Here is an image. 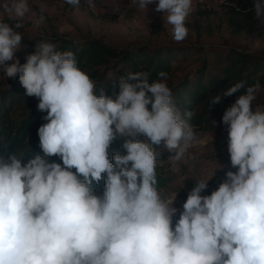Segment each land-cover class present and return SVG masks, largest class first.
<instances>
[{
    "label": "clouds",
    "instance_id": "obj_1",
    "mask_svg": "<svg viewBox=\"0 0 264 264\" xmlns=\"http://www.w3.org/2000/svg\"><path fill=\"white\" fill-rule=\"evenodd\" d=\"M66 3L78 7L80 0ZM132 3L147 12L155 3L172 26V39L187 38L193 0ZM43 11L33 12L29 0H0V12L14 21L0 20V71L18 77L25 95L37 98V109L46 113L38 128L43 155L22 163L23 156L0 154V264H264L260 82L241 80L211 98L213 106L241 92L221 118L236 171H226L210 195H202L207 181L196 182L177 209L157 187L154 146L175 164L214 137L202 138L193 113L177 107L164 71L151 82L146 71L129 72L119 79L118 93L106 95L72 51L51 42L36 43L21 63L20 30L30 19L38 31ZM254 11L264 28V0H254ZM118 138L126 154L113 152L110 160ZM102 180L97 193L94 185Z\"/></svg>",
    "mask_w": 264,
    "mask_h": 264
},
{
    "label": "rangeland",
    "instance_id": "obj_2",
    "mask_svg": "<svg viewBox=\"0 0 264 264\" xmlns=\"http://www.w3.org/2000/svg\"><path fill=\"white\" fill-rule=\"evenodd\" d=\"M226 1L228 0H193L194 11L185 22L188 36L184 41L177 43L172 39V26L167 23L164 13L154 10L155 3L148 6L147 12V9L139 10L132 0H80L78 7L69 5L66 0H29L33 12L37 15L41 14V8L44 9L42 14L45 16V22L37 31L32 27L30 19L25 20V28L20 30L24 33L22 44L25 48L16 55L21 63L26 62L25 55L33 52L36 43L42 40L55 44L57 50L61 51L58 49L60 39L75 43L99 40L119 50L142 46L150 49L179 47L182 48L181 51L174 52L171 62L173 74L170 84L174 85L184 77L190 79L194 71L201 66L204 55L212 73L216 72L213 61L218 55L237 45L239 50L255 56H264V28L260 27L255 19L254 9L248 32L242 37L233 38L224 21L222 5ZM199 11L205 13L201 20L211 27V35L203 32L202 36L198 37L191 31L189 25L195 18H199ZM0 20L14 23L8 20L3 12H0ZM113 77V71L106 73L102 81L104 88L110 85ZM11 79L5 78L0 71V94L10 87ZM18 90L21 101L16 104L11 114L14 120L22 117L23 103L31 99L25 95V89L21 85ZM261 100H264V92L261 93ZM234 101L230 102L228 107ZM213 120L217 122L215 127ZM198 133L202 138L213 136L214 141L193 146L186 162L174 164L169 158L170 153L162 146L155 149L156 172L164 180L163 184L157 187L163 196L173 199V205L177 209H182L189 191L196 182L207 181L208 188L202 195H210L224 180L226 171H236L230 164L227 151L228 133L226 126L221 123V118H212L209 129ZM178 216L179 212L176 218Z\"/></svg>",
    "mask_w": 264,
    "mask_h": 264
},
{
    "label": "trees",
    "instance_id": "obj_3",
    "mask_svg": "<svg viewBox=\"0 0 264 264\" xmlns=\"http://www.w3.org/2000/svg\"><path fill=\"white\" fill-rule=\"evenodd\" d=\"M253 6L254 0H228L222 5L224 21L233 38L242 37L248 32ZM198 15L199 18H195L189 25L191 31L198 37H201L203 32L211 35V27L201 20L205 13L199 11ZM58 49L72 51L76 56L78 67L90 76L98 90L103 88L106 95L118 93L119 79L129 72L146 71L150 74V82L159 78V72H166V82L177 107L182 112L188 110L193 113L191 123L198 132L207 131L212 118H222L230 102L241 92L232 96H222L221 103L212 106L210 100L213 96L222 94L228 87L241 80L248 86L259 81L264 88V56H255L239 50L238 45L219 54L213 61L215 73L210 71V64L204 55L201 66L194 71L193 76L190 79L184 77L174 85L170 84L173 74L171 62L174 52L181 51L182 48L179 47L164 46L150 49L142 46L131 50H119L99 40L75 43L60 39ZM108 71H113L114 77L110 85L104 88L102 81ZM9 84L10 87L0 94V154L23 156L22 163H26L37 154L43 155L39 147L38 128L46 123L42 119L46 113L37 109L39 100L31 97L23 103L22 117L17 120L12 119L14 107L21 101L18 92L21 84L18 77L11 79ZM122 143L123 139L120 141L117 139L110 146V160L113 152L126 154ZM49 160L61 162L58 157H50ZM157 180V186L164 182L158 174ZM94 188L102 192L103 180L99 185H94Z\"/></svg>",
    "mask_w": 264,
    "mask_h": 264
},
{
    "label": "built area",
    "instance_id": "obj_4",
    "mask_svg": "<svg viewBox=\"0 0 264 264\" xmlns=\"http://www.w3.org/2000/svg\"><path fill=\"white\" fill-rule=\"evenodd\" d=\"M253 8H254V6H253Z\"/></svg>",
    "mask_w": 264,
    "mask_h": 264
}]
</instances>
